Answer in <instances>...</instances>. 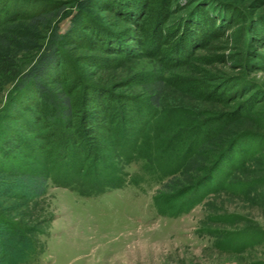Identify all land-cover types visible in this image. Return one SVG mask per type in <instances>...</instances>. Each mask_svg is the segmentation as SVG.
I'll return each instance as SVG.
<instances>
[{
	"label": "rangeland",
	"instance_id": "obj_1",
	"mask_svg": "<svg viewBox=\"0 0 264 264\" xmlns=\"http://www.w3.org/2000/svg\"><path fill=\"white\" fill-rule=\"evenodd\" d=\"M63 1L0 0L4 32L27 25L7 20L21 3L34 14L51 5L46 30L58 33L78 6L94 15L82 0L60 9ZM155 8L141 20L137 53L62 47V78L79 83L74 125L55 118L34 138L9 121L29 138L0 155V264H264V61L252 71L229 63L215 38L174 47L154 36ZM32 43L10 48L13 67L31 59ZM10 73L0 66V109ZM242 79L261 94L237 112L228 100ZM208 171L189 204L187 186Z\"/></svg>",
	"mask_w": 264,
	"mask_h": 264
},
{
	"label": "trees",
	"instance_id": "obj_2",
	"mask_svg": "<svg viewBox=\"0 0 264 264\" xmlns=\"http://www.w3.org/2000/svg\"><path fill=\"white\" fill-rule=\"evenodd\" d=\"M21 2L29 4L31 0ZM70 2H61L59 8ZM22 3L7 15L10 17L7 20L27 19L25 27L8 36L2 25L4 18L0 19V66L9 68L12 83L0 109L1 156H4L6 146L12 144L16 148H23L24 140L29 138L27 134L23 133V136L13 130L9 121L36 138L38 134H43L40 130H49V123L55 118L57 122L71 127L81 116L76 112L72 92L79 83L69 87L62 78L61 65L65 61L62 47L86 42L104 52L137 53L142 42L141 20L147 15L149 6L156 7L154 36L174 40V47L183 48L192 44L198 48L205 37L215 38L225 48L224 57L229 63L252 71L264 61V53L258 50L264 47V0H82L79 5L92 7L94 15L86 14L78 6L76 10L80 16L70 21L65 31L60 33L54 27L46 30L55 10L51 5L45 12L34 14L27 12ZM105 12H110L115 21H108ZM117 20H123L126 27H119ZM241 31L243 34H240ZM152 39L156 40L152 36L148 40ZM23 40L27 41L26 45H21L24 44ZM36 40H39L38 49L31 59L24 66L13 67L16 59L10 48L29 46ZM90 64L86 62L83 65L90 68ZM226 79L219 78L217 83L225 85ZM236 84L238 86L228 100L238 101L235 111L238 112L247 103L260 100L256 97L260 96L261 91L253 81L242 79ZM209 172L194 178L193 183L187 186V198H191L189 204L200 198L201 192L198 194L196 191L202 188L203 182H211L212 174ZM43 174L41 172V177L37 178L36 193L42 191Z\"/></svg>",
	"mask_w": 264,
	"mask_h": 264
}]
</instances>
